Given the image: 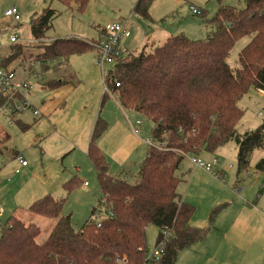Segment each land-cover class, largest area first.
Masks as SVG:
<instances>
[{
  "label": "trees",
  "instance_id": "16d2710c",
  "mask_svg": "<svg viewBox=\"0 0 264 264\" xmlns=\"http://www.w3.org/2000/svg\"><path fill=\"white\" fill-rule=\"evenodd\" d=\"M60 1L66 6L75 2L79 11L88 3ZM245 1L242 9L221 6L205 38L170 35L150 50L116 56L103 76L106 89L101 104L113 95L122 108L147 116L153 122L150 138L158 144H148L137 173L129 175L130 168L125 167L116 176L99 145L109 122L98 115L88 156L102 193L99 205L108 214L100 222L91 217L75 229L71 216L62 214L65 198L46 194L34 200L28 211L31 218L42 215L56 219L53 228L38 240L39 228L33 222L26 223L15 213L7 216L0 222V264H117L120 257H127L128 264H147L146 231L150 225L160 228L156 243L164 230L171 231L164 254L151 264H175L183 248L207 238L209 227L192 226L194 208L177 190L181 179L176 172L183 159L188 154L214 152L235 140L237 170L241 173L250 164L254 150L264 147V123L244 134L236 129L243 116L241 98L251 87L264 91V0ZM151 2L138 0L135 9L149 16ZM58 14L48 5L30 23L32 37L42 49L35 56L40 67L37 74L42 86L52 90L78 81L67 70L70 55L94 46L77 37L43 42ZM198 14L203 15V11ZM245 36L250 40L239 53L240 65L233 68L228 56L236 41ZM24 52L22 43L13 42L8 56L2 57L4 64L22 58ZM13 96L18 94L0 89V106ZM9 138L6 133L4 139ZM256 169L264 172V158L257 162ZM75 185L74 177L65 183L66 191H72ZM96 210L92 209V216Z\"/></svg>",
  "mask_w": 264,
  "mask_h": 264
},
{
  "label": "rangeland",
  "instance_id": "374dc122",
  "mask_svg": "<svg viewBox=\"0 0 264 264\" xmlns=\"http://www.w3.org/2000/svg\"><path fill=\"white\" fill-rule=\"evenodd\" d=\"M137 1L88 0L86 8L79 11L75 2L66 6L60 0H23L22 6H18L21 19L16 25L12 18L4 15L8 6L16 4L15 0H0V20L4 21L0 30L3 26V33L7 34L5 40L10 33H18L24 48H31L30 22L35 14L42 12L43 7L51 5L59 12L47 31L53 39L77 37L95 43L92 39H99L106 24L126 21L131 34L119 41L125 55L160 45L158 43L167 33L184 34L191 39L205 38L212 30L211 19L221 6L239 9L246 6L245 0H152L149 16H143L135 9ZM191 6L202 10L203 15L193 13ZM249 40L250 36H245L236 41L227 59L231 67L240 65L239 53ZM23 55L25 57L26 54ZM28 56L31 62V56L34 58L36 54L29 53ZM96 58L95 46L70 55L67 70H71L78 81L73 85H63L60 96L55 94L56 90L42 86L41 76L37 74L40 67L37 62L33 63L35 71L28 77L31 88L23 90L28 102L40 110L39 114L25 108L12 116L9 108L23 101L19 97L6 106H0V178H3L0 197L10 208L7 216L16 212L26 223L31 221L39 228L38 240L47 235L45 227L52 218L35 215L45 220L41 222L35 216L30 217L28 210L31 203L19 200L27 189H36L40 197L50 194L65 198L62 214L71 216L75 229L91 217L97 222L103 213L108 214L107 209L99 205L102 193L88 156V144L98 115L109 122L101 145L114 175H120L123 168L129 165L137 173L146 156V139L150 137L152 120L134 109L122 108L113 95L101 104L105 91L103 74L112 64H104L101 68L96 64ZM53 95L54 108L44 113L41 108ZM239 104L243 108V116L236 126L238 134L263 125L264 93L251 87ZM136 119L142 122L138 133L132 130ZM23 125L27 127L23 128ZM6 133L10 135L8 140L4 139ZM15 151L21 152L27 159L28 171L16 170L19 161L13 157ZM237 154L235 140H230L214 152L199 154L204 161L218 158V164L213 169L222 171L221 177L202 167H195L190 156L183 159L176 172L181 179L177 190L194 208L190 220L192 226L209 227V231L205 240L183 248L175 264L264 263V250L261 249L264 246V222L260 216V209L264 210V172L256 169L257 162L264 158V147L254 150L250 164L241 173L237 170ZM74 177L76 185L67 192L65 183ZM94 207L97 210L92 216ZM159 233L160 228L155 225L147 228L148 250L153 249Z\"/></svg>",
  "mask_w": 264,
  "mask_h": 264
},
{
  "label": "built area",
  "instance_id": "2783aa9c",
  "mask_svg": "<svg viewBox=\"0 0 264 264\" xmlns=\"http://www.w3.org/2000/svg\"><path fill=\"white\" fill-rule=\"evenodd\" d=\"M190 8L195 14H198L200 12V9L195 6H191ZM5 15L11 17L16 23V25L21 19L20 11L16 5L8 8L5 11ZM130 34L131 30L128 27L126 21L111 22L106 24L103 27V31L101 32L99 39H97V41L94 43V46L97 48L96 64L101 66V68H103L104 64H113L116 60V56L122 54L123 52L122 49L119 47V41L124 37H128ZM2 35L3 34L0 31V44L3 41ZM9 41L10 43L19 41V35L16 33L10 34ZM2 57L3 56L0 52V89L5 93L12 92L13 95L18 94V96H13L12 99L8 101V103L12 102L15 97L23 99V101H21L19 104L9 108L11 115H14L16 111H21L25 108H30L36 115L39 114L40 111L36 109L32 104H30L25 98L26 91L23 90V88H27V91L31 88L29 78H23L19 80L16 79L14 72L8 69V67L4 64ZM103 76H105V74H103ZM116 85L119 86L120 82H116ZM141 124L142 122L140 119H137L135 123L132 124V130L134 133L139 132ZM146 141L149 145L158 144L150 137L149 139H146ZM186 156H190V160L194 166L202 167L206 171L214 174V176L221 177L222 171H215L213 169V166L218 164V158H213L211 161H204L200 157V155L188 154ZM16 159L19 161L21 166L28 165L27 159L23 156L21 152L17 153ZM16 170L19 171V168H17ZM85 184H87V182H85ZM104 216L105 213H103V215L100 217V220L97 222H100ZM170 235L171 231L169 229L164 230L161 239L154 245L153 249L147 251V264H151L153 261H157L161 258V256L165 252L166 244L168 239L170 238ZM128 262L129 260L127 257H120L117 260V264H128Z\"/></svg>",
  "mask_w": 264,
  "mask_h": 264
},
{
  "label": "crops",
  "instance_id": "0c3cea01",
  "mask_svg": "<svg viewBox=\"0 0 264 264\" xmlns=\"http://www.w3.org/2000/svg\"><path fill=\"white\" fill-rule=\"evenodd\" d=\"M23 0H15V2H16V4H14V5H12L11 4V6H8L7 8H6V10L8 9V8H10V7H12V6H22L21 5V3H23L22 2ZM44 8V7H43ZM19 9V8H18ZM5 10V11H6ZM20 11V10H19ZM4 15H5V12H4ZM35 16V15H34ZM33 16V17H34ZM5 17L6 18H8V19H11V17H9V16H6L5 15ZM4 21H3V19H1L0 20V26H1V24L3 23ZM31 23V22H30ZM29 28H30V26H29ZM103 30V29H102ZM102 30H101V32H102ZM1 32H2V43L0 44V52H1V54H2V56H8V53H9V51H10V46H11V44L12 43H10V41H9V37H10V34H15V33H10L9 34V36H8V38H7V40H5V37L7 36V34H5L4 35V33H3V31H4V28H3V26L1 27V30H0ZM30 33H31V28H30ZM16 34H18V33H16ZM168 34V33H167ZM167 34H165L164 36L165 37H163L164 39H163V41L162 42H164L170 35H167ZM60 38V37H59ZM53 38H51V37H49L48 35H47V38H44L43 40H45V41H50V40H52ZM19 41H20V38H19ZM162 42L161 43H158V44H162ZM29 43H31V48H24V53L26 54L25 55V57H24V55H22V58H18V59H15V60H13L11 63H9L8 65H7V67H8V69H10L11 71H13L14 72V74H15V78L16 79H23V78H28L29 77V75L32 73V71L34 72L35 70L33 69V63H36V62H38L37 61V58L36 59H34L32 56H31V62H29V60L28 59H30L29 58V56H28V54L29 53H31V54H36L37 55V53H39V52H42V49L41 48H35V47H39V41H37V40H35L33 37H32V34H31V39H30V41H29ZM25 47V46H24ZM154 47V46H153ZM26 49L28 50L29 49V51H26ZM27 59V60H26ZM24 62V63H23ZM28 62V63H27ZM37 64V63H36ZM30 65H32V67H30ZM38 65V64H37ZM70 67V66H69ZM71 71V70H70ZM63 73V72H62ZM51 74H53L54 76H55V73H53V72H51ZM56 75H59L58 73H56ZM69 85H73L74 83H68ZM66 85V84H65ZM63 86V85H62ZM62 86H60V87H58L57 89H54V90H56V92H55V94L56 95H58V96H60L61 95V93H62ZM262 93H264V91L263 90H260ZM104 94V93H103ZM55 98V96L53 95V97H49V99H48V101H46L44 104H43V106H42V108H41V111H43L44 113H48L50 110H52L54 107H53V100H51V99H54ZM36 108V107H35ZM37 109V108H36ZM40 111V110H39ZM13 116V115H12ZM137 120V119H136ZM119 124H121L122 125V123H119ZM142 125V124H141ZM141 125H140V127H141ZM109 128V127H108ZM108 130V129H107ZM107 130H106V132H107ZM106 132L102 135V137L99 139V143H100V146L102 147V145H101V142H102V138H103V136L106 134ZM88 146H89V144H88ZM102 149L104 150V152H105V149L102 147ZM19 151H15L14 152V158L16 157V155H17V153H18ZM25 157V156H24ZM28 167H29V163H28V165H26V166H21L20 165V163H19V166H18V168H21V170H24L25 169V171H28ZM129 168H130V170H129V172H130V174L129 175H133V174H135V171H133L132 169H131V165H129L128 166ZM196 167V166H195ZM24 171V172H25ZM138 172V171H137ZM223 173V172H222ZM258 175V174H257ZM2 179L3 178H0V186L2 185L1 183H2ZM85 182H87V181H85ZM263 182H264V179H263ZM85 185H88V182H87V184H85ZM39 193H38V191L36 190V189H34V188H32V189H27V190H25V192H23L20 196H21V198L19 199V200H21V201H25L27 204H29V203H32L36 198H38V197H40L39 195H38ZM259 199L261 200V197H259ZM2 204H4V205H2ZM2 206H4V207H2ZM6 208V209H5ZM4 209H5V211H4ZM10 210V208H9V206H7V204L5 205V201H2L1 200V197H0V222L1 221H3L4 219H6L7 218V214H8V211ZM259 210V209H258ZM260 212H261V214L262 215H260L261 216V219H262V221L264 222V210L261 208L260 209ZM12 213H15V214H17L16 212H12ZM4 217V218H3ZM34 218H36L37 220H39V221H41V222H44L45 220H42V218H38V216H35ZM55 222H56V219H51V220H48V223H47V226L45 227L46 228V230H47V235L49 234V232L51 231V229L53 228V226H54V224H55ZM196 226V225H195ZM196 227H199V226H196ZM47 235L45 236V237H47ZM44 237V238H45ZM44 238H42V239H40V240H43ZM261 249L262 250H264V246H262L261 247ZM180 253V252H179ZM179 255V254H178ZM210 264V263H209ZM262 264H264V263H262Z\"/></svg>",
  "mask_w": 264,
  "mask_h": 264
}]
</instances>
